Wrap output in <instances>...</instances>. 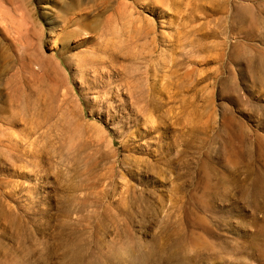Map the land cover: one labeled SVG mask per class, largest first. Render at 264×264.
Listing matches in <instances>:
<instances>
[{"label":"rangeland","instance_id":"obj_1","mask_svg":"<svg viewBox=\"0 0 264 264\" xmlns=\"http://www.w3.org/2000/svg\"><path fill=\"white\" fill-rule=\"evenodd\" d=\"M0 264H264V0H0Z\"/></svg>","mask_w":264,"mask_h":264}]
</instances>
